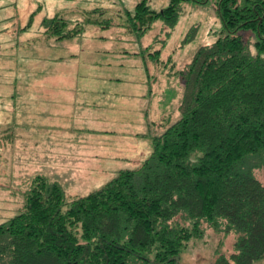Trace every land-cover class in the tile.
<instances>
[{
  "label": "trees",
  "instance_id": "trees-1",
  "mask_svg": "<svg viewBox=\"0 0 264 264\" xmlns=\"http://www.w3.org/2000/svg\"><path fill=\"white\" fill-rule=\"evenodd\" d=\"M182 1L207 2L169 0L156 11L140 0L128 30L143 32L155 20L172 29ZM215 6L225 34L198 47L179 71L180 117L153 139L150 155L83 195L66 197L57 182L34 176L0 222V264H179L202 236V222L236 234L234 251L215 264L264 260V185L245 162L256 155L253 166L264 163V0ZM34 16L6 38L27 32ZM35 24L39 41L82 31L57 13ZM239 30L255 34V54ZM177 215L189 224L174 221Z\"/></svg>",
  "mask_w": 264,
  "mask_h": 264
},
{
  "label": "rangeland",
  "instance_id": "rangeland-1",
  "mask_svg": "<svg viewBox=\"0 0 264 264\" xmlns=\"http://www.w3.org/2000/svg\"><path fill=\"white\" fill-rule=\"evenodd\" d=\"M2 1L0 222L20 206L34 176L57 182L70 197L138 167L153 139L180 117L179 71L198 47L225 34L215 0L182 1L172 29L155 20L136 33L129 31L130 16L140 0ZM168 2L146 0L156 11ZM32 10L30 29L7 39ZM56 13L79 22L81 33L39 41L35 23ZM237 33L255 54V34ZM245 162L264 185V163L253 166L256 155ZM174 221L189 224L180 215ZM201 229L202 236L180 253L179 264H215L220 254L228 258L234 251L235 233L217 232L206 222Z\"/></svg>",
  "mask_w": 264,
  "mask_h": 264
}]
</instances>
